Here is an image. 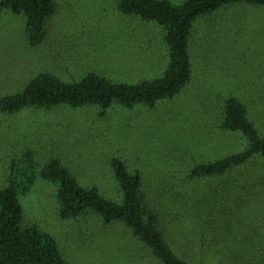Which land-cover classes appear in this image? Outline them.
Segmentation results:
<instances>
[{"label":"rangeland","instance_id":"374dc122","mask_svg":"<svg viewBox=\"0 0 264 264\" xmlns=\"http://www.w3.org/2000/svg\"><path fill=\"white\" fill-rule=\"evenodd\" d=\"M54 2L36 47L27 42L23 16L0 13V99L44 73L66 83L96 74L130 85L163 75L168 48L160 27L123 15L116 0ZM188 53L189 83L153 107L0 112V190L12 168L32 177L19 197L22 226L51 236L66 264L161 263L122 223L91 214L60 219L57 185L40 176L52 159L114 203L121 193L111 160L138 172L161 210L166 242L189 264H264V159L219 177H188L196 164L245 148L238 135L219 129L224 99L240 100L264 136V7L236 4L198 19Z\"/></svg>","mask_w":264,"mask_h":264},{"label":"trees","instance_id":"16d2710c","mask_svg":"<svg viewBox=\"0 0 264 264\" xmlns=\"http://www.w3.org/2000/svg\"><path fill=\"white\" fill-rule=\"evenodd\" d=\"M116 4L123 15L136 16L163 30L168 62L159 79L130 85L87 74L77 82L66 83L44 73L28 82L20 93L1 98L0 112L14 114L28 107L50 110L59 106L73 109L95 106L105 111L113 104L125 108L153 107L172 99L190 81L188 43L194 23L231 5L264 7V0H184L180 4L169 0H116ZM55 8L54 0H0V13L7 10L23 16L31 47L44 41L46 24ZM219 129L238 135L244 150L214 162L196 164L189 170V179L223 176L255 159H264V136L237 98L224 99ZM110 166L121 193L117 203L104 199L95 188L78 185L58 160L47 163L40 176L57 185L59 218L68 220L91 214L105 224L122 223L161 264H189L166 242L161 229V210L144 193L140 174L129 171L119 160L112 159ZM11 170L6 186L0 190V264H66L51 236L35 226H22L19 197L28 192L32 177L22 179L23 172L19 175V170Z\"/></svg>","mask_w":264,"mask_h":264}]
</instances>
